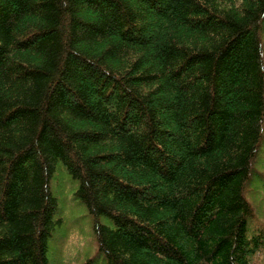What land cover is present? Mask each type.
<instances>
[{
  "label": "trees",
  "instance_id": "16d2710c",
  "mask_svg": "<svg viewBox=\"0 0 264 264\" xmlns=\"http://www.w3.org/2000/svg\"><path fill=\"white\" fill-rule=\"evenodd\" d=\"M263 43L264 0H0V264L58 186L104 264H264Z\"/></svg>",
  "mask_w": 264,
  "mask_h": 264
},
{
  "label": "rangeland",
  "instance_id": "374dc122",
  "mask_svg": "<svg viewBox=\"0 0 264 264\" xmlns=\"http://www.w3.org/2000/svg\"><path fill=\"white\" fill-rule=\"evenodd\" d=\"M54 191L58 200L56 216L62 225L51 240L50 264H104L95 241L94 221L78 204L74 189L58 186Z\"/></svg>",
  "mask_w": 264,
  "mask_h": 264
}]
</instances>
